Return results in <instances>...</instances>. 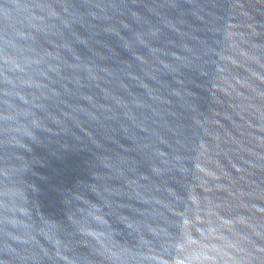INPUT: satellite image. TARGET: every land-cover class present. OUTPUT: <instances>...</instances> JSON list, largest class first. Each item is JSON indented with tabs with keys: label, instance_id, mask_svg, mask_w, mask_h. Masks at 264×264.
Returning <instances> with one entry per match:
<instances>
[{
	"label": "water",
	"instance_id": "95a60500",
	"mask_svg": "<svg viewBox=\"0 0 264 264\" xmlns=\"http://www.w3.org/2000/svg\"><path fill=\"white\" fill-rule=\"evenodd\" d=\"M0 264H264V0H0Z\"/></svg>",
	"mask_w": 264,
	"mask_h": 264
}]
</instances>
